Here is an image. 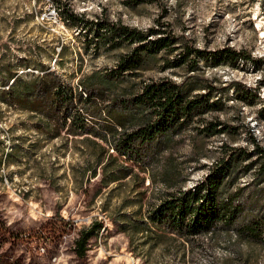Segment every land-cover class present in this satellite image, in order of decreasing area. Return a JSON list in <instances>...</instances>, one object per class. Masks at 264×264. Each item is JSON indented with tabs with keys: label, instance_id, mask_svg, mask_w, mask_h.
Returning <instances> with one entry per match:
<instances>
[{
	"label": "rangeland",
	"instance_id": "rangeland-1",
	"mask_svg": "<svg viewBox=\"0 0 264 264\" xmlns=\"http://www.w3.org/2000/svg\"><path fill=\"white\" fill-rule=\"evenodd\" d=\"M64 7L143 29L164 23L181 43L216 53L219 62L201 61L195 71L168 66L178 48L144 52L142 67L123 71L121 57L138 42L97 46L92 34L65 24ZM263 30L264 0H0V88L10 72L31 80L42 63L78 92L90 76L97 93L80 105L87 110L81 123L92 133L77 135L70 132L74 118L52 126L0 95V264H264V160L254 152L255 142L264 148ZM226 47L253 60L224 56ZM103 74L110 80L102 83ZM166 78L194 85L193 93L210 90L220 105L150 146L141 163L129 160L112 146L138 128L117 125L109 110L121 112L122 99ZM209 122L226 129H197ZM231 148L240 154L227 178L237 193V221L259 217L261 237L224 216L213 230L188 236L152 220ZM93 221L103 226L79 257L75 240Z\"/></svg>",
	"mask_w": 264,
	"mask_h": 264
},
{
	"label": "trees",
	"instance_id": "trees-1",
	"mask_svg": "<svg viewBox=\"0 0 264 264\" xmlns=\"http://www.w3.org/2000/svg\"><path fill=\"white\" fill-rule=\"evenodd\" d=\"M61 14L65 24L79 28L80 32L87 36L92 34V37L97 39L95 41L97 46L102 44L104 47H114L123 41L138 42V46L129 55L121 57L120 67L123 71L142 67L144 52L149 55H155L162 50L173 53L178 48L181 50L177 52L174 60H169L168 66L186 65L190 71H195L201 61L219 62L216 53L209 54L190 43H181L178 36L164 28V23L159 22L143 29L103 16L89 18L83 13H76L70 7H64ZM85 41L88 44L90 39L86 38ZM221 52L227 57L253 60L252 54L244 50L237 51L226 47ZM44 67V64L40 63L38 69L40 73L28 81L21 78L17 72H10L6 76L7 81L1 82L3 88H0V95L2 97L7 95L9 98L4 97L5 99L13 100V103L22 108L40 112L50 121L49 125L53 126V122L58 123L62 119L64 125L72 117L74 128H71L70 132L76 135L92 133L81 123L87 110L84 111L80 106L83 100L89 102L97 99L96 90L89 85L91 77L89 76V83L80 84L79 87L82 89L78 92L77 88L54 76V70L44 72ZM10 79H14L11 84ZM108 80L110 78H107V75L100 76L102 83ZM194 89V85L166 78L147 82L131 98L122 99L120 101L122 111L113 113L109 110V113L113 114L117 125L125 127L127 122H132L138 130L119 138L112 148L128 156L129 160L141 163L148 156L144 151L146 152L150 146L158 145L161 139L169 135L180 133L192 123L199 121L203 114L219 107V102L212 99L213 94L210 90L193 93ZM220 125L222 124L209 122L197 129L214 135L225 131L226 128ZM99 137L107 140L105 135ZM95 143L104 148L100 142ZM254 152L260 154L264 160V148L257 142L254 143ZM249 155L248 152L245 157ZM239 156L237 149L231 148L227 157L211 164L202 181L192 188L180 189L179 196L166 200L161 210H158V215L152 216V220H159L167 224L172 231L188 236L213 230L220 217L224 216V223H234L239 225V228L249 231L254 237H261L262 224L259 217H253L246 222L237 221L238 207L234 204L237 193L227 188L231 166L237 162ZM262 165L261 169L264 171V164ZM96 174L95 168L94 175ZM102 226V223L93 221L89 227L80 230L79 237L75 240V252L79 257L87 255L91 238Z\"/></svg>",
	"mask_w": 264,
	"mask_h": 264
},
{
	"label": "built area",
	"instance_id": "built-area-1",
	"mask_svg": "<svg viewBox=\"0 0 264 264\" xmlns=\"http://www.w3.org/2000/svg\"><path fill=\"white\" fill-rule=\"evenodd\" d=\"M49 14H50V15H56L57 12H55V10H52V9H51L50 12H49Z\"/></svg>",
	"mask_w": 264,
	"mask_h": 264
},
{
	"label": "bare ground",
	"instance_id": "bare-ground-1",
	"mask_svg": "<svg viewBox=\"0 0 264 264\" xmlns=\"http://www.w3.org/2000/svg\"><path fill=\"white\" fill-rule=\"evenodd\" d=\"M53 10H55V9H53ZM55 12H56V10H55ZM264 32V30L262 31V33Z\"/></svg>",
	"mask_w": 264,
	"mask_h": 264
}]
</instances>
